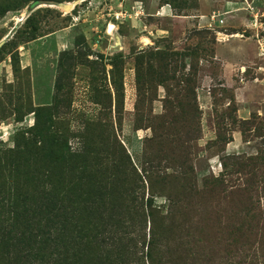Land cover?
Returning a JSON list of instances; mask_svg holds the SVG:
<instances>
[{
    "label": "rangeland",
    "instance_id": "obj_1",
    "mask_svg": "<svg viewBox=\"0 0 264 264\" xmlns=\"http://www.w3.org/2000/svg\"><path fill=\"white\" fill-rule=\"evenodd\" d=\"M143 1L148 13L159 7ZM161 2L178 15L199 7ZM134 4L0 0V229L14 211L85 207L102 250L127 235L130 264H147L151 221L172 251L180 235L190 246L211 240L217 259L245 242L264 246V116L239 119L225 87L213 89L206 113L199 58L212 59L215 31L194 26L130 45L132 20L116 23L114 13ZM234 130L245 143L229 152ZM67 254L57 264H97Z\"/></svg>",
    "mask_w": 264,
    "mask_h": 264
},
{
    "label": "crops",
    "instance_id": "obj_2",
    "mask_svg": "<svg viewBox=\"0 0 264 264\" xmlns=\"http://www.w3.org/2000/svg\"><path fill=\"white\" fill-rule=\"evenodd\" d=\"M136 2L145 4L143 0ZM150 2L159 7L155 13H148L145 7L142 20L132 21L134 36L128 43L143 47L147 41L153 43L159 38L173 37L176 31H186L194 26L213 29L217 42L212 59L201 61L197 89L199 103L206 107L207 113L213 103V89L225 87L235 97L239 119L249 120L255 114L264 116V56L259 55L260 39L264 38V0H197L198 9L189 15L174 14L171 4L161 0ZM249 5L258 8L263 19L255 23ZM149 17L169 23L160 25ZM115 22L118 21L115 19ZM124 37L129 39V36ZM244 143L242 131L234 130L226 150L233 152Z\"/></svg>",
    "mask_w": 264,
    "mask_h": 264
},
{
    "label": "trees",
    "instance_id": "obj_3",
    "mask_svg": "<svg viewBox=\"0 0 264 264\" xmlns=\"http://www.w3.org/2000/svg\"><path fill=\"white\" fill-rule=\"evenodd\" d=\"M213 54L214 47L210 56ZM203 58L206 56L200 57V61ZM199 65L201 67V62ZM94 216L95 211L85 207L77 212L60 213L50 208L39 213L26 209L21 212L14 211L13 216L6 222L9 229H0V235L5 234V240L0 241L3 242L0 264H57L60 261L66 263L69 249L73 257L80 260L90 255L97 260V264H130L128 255H137V252L126 250L124 245H121L127 235L115 236L112 243L114 246L109 251L102 250L100 246L103 238L99 233H94V227L91 225ZM111 218L114 224H118V213L112 214ZM164 233L160 226L153 225L151 221L150 238L145 252L147 264H264L263 243L245 242L239 245L229 258L217 259L215 245L209 239L203 242L200 238V243L197 240L190 246L191 243L183 242L180 235L177 238L178 244L174 243L177 248L172 251L169 250L168 244L163 242ZM89 242L96 243L97 250L88 249ZM135 247L138 248L137 243ZM62 253L66 255H61ZM140 257L135 256L138 262Z\"/></svg>",
    "mask_w": 264,
    "mask_h": 264
},
{
    "label": "built area",
    "instance_id": "obj_4",
    "mask_svg": "<svg viewBox=\"0 0 264 264\" xmlns=\"http://www.w3.org/2000/svg\"><path fill=\"white\" fill-rule=\"evenodd\" d=\"M248 8L253 14L254 22L255 23L259 22L262 17L261 11L258 8H255L254 6L251 5H249ZM145 14H146L145 6L142 2H136L132 6V10L119 9L117 12L114 13L115 19L120 23L125 22L127 20L140 21L145 16ZM259 55L264 56V38L260 39Z\"/></svg>",
    "mask_w": 264,
    "mask_h": 264
},
{
    "label": "bare ground",
    "instance_id": "obj_5",
    "mask_svg": "<svg viewBox=\"0 0 264 264\" xmlns=\"http://www.w3.org/2000/svg\"><path fill=\"white\" fill-rule=\"evenodd\" d=\"M73 5H74L73 3H65V4H64V7L68 10V9H70ZM67 6H68L69 8H68ZM30 8H34V7H31V6H30ZM112 27H113V25H110V28H112Z\"/></svg>",
    "mask_w": 264,
    "mask_h": 264
},
{
    "label": "water",
    "instance_id": "obj_6",
    "mask_svg": "<svg viewBox=\"0 0 264 264\" xmlns=\"http://www.w3.org/2000/svg\"><path fill=\"white\" fill-rule=\"evenodd\" d=\"M41 3V1H38V2H35V3H33L32 5H31V7H34V6H36L37 4H40ZM68 7V6H67ZM69 8V7H68Z\"/></svg>",
    "mask_w": 264,
    "mask_h": 264
}]
</instances>
